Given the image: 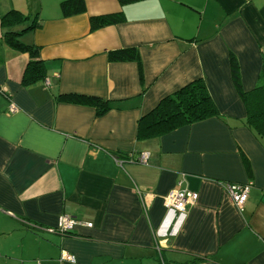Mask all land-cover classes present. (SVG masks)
Returning <instances> with one entry per match:
<instances>
[{"label":"crops","instance_id":"crops-1","mask_svg":"<svg viewBox=\"0 0 264 264\" xmlns=\"http://www.w3.org/2000/svg\"><path fill=\"white\" fill-rule=\"evenodd\" d=\"M63 1L0 0V264H264V143L230 65L232 53L255 88L264 0H85L71 16ZM116 12L122 21L91 28ZM32 24L19 39L40 48L46 73L24 82L31 57L7 32ZM130 47L140 61L109 59ZM198 79L220 116L138 135L144 115ZM142 152L147 163L130 160ZM247 183L238 206L227 186ZM178 187L198 194L183 214L166 206ZM66 214L75 228L49 231Z\"/></svg>","mask_w":264,"mask_h":264},{"label":"trees","instance_id":"trees-1","mask_svg":"<svg viewBox=\"0 0 264 264\" xmlns=\"http://www.w3.org/2000/svg\"><path fill=\"white\" fill-rule=\"evenodd\" d=\"M64 16L82 13L86 10L85 0H64L61 3ZM124 19L121 12L92 16L91 28L97 29L110 24H115ZM35 24L21 32H7L8 44L30 55L31 60L27 65L23 80L42 78L46 73L44 61L40 59V48L34 44L23 43L19 36ZM108 57L112 61L136 60L140 61L139 52L135 47L123 48L110 51ZM232 79L235 88L240 95L247 111L245 124L264 143V71L254 89L246 91L243 88L238 60L234 54H230ZM70 101L90 104L96 107L97 112L102 114L111 108L108 100L86 95H68ZM220 116V112L210 95L208 87L203 79H198L185 85L178 91L168 95L151 112L144 115L138 123V135L140 137L159 136L168 133L178 127L190 125L211 117ZM70 233V232H69Z\"/></svg>","mask_w":264,"mask_h":264},{"label":"built area","instance_id":"built-area-1","mask_svg":"<svg viewBox=\"0 0 264 264\" xmlns=\"http://www.w3.org/2000/svg\"><path fill=\"white\" fill-rule=\"evenodd\" d=\"M11 111H15L16 107L11 105ZM131 161L139 163H147L148 153L142 152L136 158L131 157ZM117 162L122 164L124 161L121 158H117ZM251 183L247 184H228V192L231 195L232 199L238 206H243L248 199ZM198 200V194L188 189H181L180 187L175 188L169 192L166 197V206L172 211H178L181 214L187 211L188 205H193ZM78 224V221L70 215H63L60 218L59 225L57 228H49L51 232H59L62 234H67L71 232L75 226ZM91 225V224H90ZM64 259L70 262H76V257L72 254L64 252Z\"/></svg>","mask_w":264,"mask_h":264}]
</instances>
